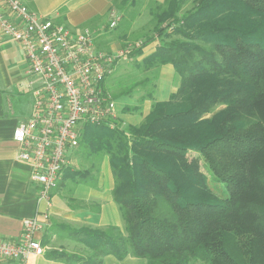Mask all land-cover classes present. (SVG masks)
<instances>
[{
    "label": "trees",
    "instance_id": "1",
    "mask_svg": "<svg viewBox=\"0 0 264 264\" xmlns=\"http://www.w3.org/2000/svg\"><path fill=\"white\" fill-rule=\"evenodd\" d=\"M185 1L155 3L159 44L137 65L171 64L177 90L138 125L85 123L78 137L84 160L108 156L123 227L63 226L86 250H51L48 259L101 264L112 254L146 264H264V0H198L181 12ZM135 16L123 13L127 28ZM92 169L64 171L94 186Z\"/></svg>",
    "mask_w": 264,
    "mask_h": 264
},
{
    "label": "built area",
    "instance_id": "2",
    "mask_svg": "<svg viewBox=\"0 0 264 264\" xmlns=\"http://www.w3.org/2000/svg\"><path fill=\"white\" fill-rule=\"evenodd\" d=\"M109 16L111 30L120 14L112 9ZM94 38L88 28L72 30L20 0H0V41L21 46L34 82L30 115L13 129L12 137L19 147L17 159L28 165L29 181L36 187L35 212L23 219L18 239L0 237V264H29L30 255L45 253L38 235L51 224L52 191L71 167L68 150L77 147L85 123L115 127V98L104 82L117 61L142 44L107 53L96 49Z\"/></svg>",
    "mask_w": 264,
    "mask_h": 264
},
{
    "label": "crops",
    "instance_id": "3",
    "mask_svg": "<svg viewBox=\"0 0 264 264\" xmlns=\"http://www.w3.org/2000/svg\"><path fill=\"white\" fill-rule=\"evenodd\" d=\"M20 1L29 10L55 23L64 24L72 30L88 28L94 34L96 49L110 53L120 48L124 38L122 34H113L107 29L110 11L114 9L123 16L124 11L130 10L134 0ZM156 1L162 3L164 0ZM117 6L124 8V11ZM135 14L127 30H134L138 15ZM122 19L123 17L121 21ZM104 21H107L106 24H102ZM158 44L159 41L149 43L142 49L140 55L130 57L128 60L132 66L139 69L137 66L139 62H143ZM126 60L125 58L117 61L114 76L123 75V61ZM153 68L156 67L148 70ZM157 69H159V82L153 86L155 90L137 97L141 99L140 103L132 106L127 104L126 100H132L130 92L121 94L125 98L123 103H118L115 98L120 117H117V120L124 121L125 126L140 124L155 102L167 100L179 86L180 78L171 64L157 66ZM114 76L110 82L114 81ZM32 83H34L33 78L28 73V63L21 46L10 40L0 41V237L7 240L18 239L23 219L32 216L36 208V187L29 181L28 165L17 159L19 147L12 137L13 129L30 115L33 104ZM76 177V175H67L63 171L58 186L52 191L51 224L38 235L46 251L42 256L30 255L29 264H66L48 259L46 253L51 250L77 253L86 250L80 241L64 231L63 226L73 229H98L106 225L123 227L119 208L112 196V175L95 177L94 186L78 182ZM101 264H146V260L131 255L117 259L114 255L107 254L102 257Z\"/></svg>",
    "mask_w": 264,
    "mask_h": 264
},
{
    "label": "rangeland",
    "instance_id": "4",
    "mask_svg": "<svg viewBox=\"0 0 264 264\" xmlns=\"http://www.w3.org/2000/svg\"><path fill=\"white\" fill-rule=\"evenodd\" d=\"M197 1L198 0H186L184 2V4L182 5L181 12H185V11L193 8L195 6V4L197 3ZM155 3H158V2L156 0H149V1H147V0H134L133 1V4L131 5V8L129 11L137 13L138 15L135 19L136 23H135L134 30H132V31L127 30L128 21L126 19H123L121 21L122 15L120 16V20L118 21L117 26L114 29L110 30L111 33L119 34V35L122 34V36L124 37L122 42H121V46L119 49H121L127 45H130L131 47H133L134 44L138 43V42H141L142 46L141 45L140 46L143 49L149 43H152L154 41L156 43L159 41L158 37H156V33H155V29H154L156 22H157V21H155V19L153 17V12L156 8ZM117 8L124 11V8H122L121 6H117ZM106 22L107 21H104L102 24H106ZM150 37H155V38L152 41L147 42V40ZM176 37H178V36L174 35L172 38H176ZM130 57L131 56L128 55L126 57L127 60L123 61L124 62L123 75L118 76V77L114 76L116 73V70H115L114 74L106 81V83H104V85L106 88H108L110 93H113V95L115 96L118 103L119 102L123 103L125 100V98H123V96L121 95L122 93H120V92L123 90L126 91L127 89L131 88L129 95H130L132 100H126V101H127V104L132 106V105L140 103L141 99L137 98L139 95H141L142 93L152 92L153 90H155V89H153V86L155 84H157V82H159L160 78H159V69H157V67L153 68L152 70L146 69L147 71L137 69V68L133 67L132 63L128 60ZM125 62H126V66H125ZM118 70L119 69H117V71ZM113 76L115 77L114 81L110 82V79ZM169 98H170V95H169ZM180 100L181 99L178 97L177 101H180ZM116 106H117V104L115 101V114H116V117H119V110L117 109ZM221 107H223V105L215 106L212 109V111L209 114H207L206 116H210L214 111H216L217 109H219ZM118 120L121 122V125H123L122 127H124L125 126L124 121H122L121 119H118ZM68 155L72 160L71 164H70L72 169H82V168H86V167H89L90 165H92L93 169L91 170V174H90L91 177H94V176L97 177V176H101V175L104 176L105 174H108V175L111 174L112 175L111 167L109 165L107 155L95 157L92 160L93 164L91 163L90 160L89 161L84 160L81 157V155L79 154V152H77L76 148L69 149ZM192 157H197V154L189 152L188 158L191 159ZM200 168H201L202 172L206 173V169H205L206 166L204 167L202 161H200ZM216 184L221 190H223V188H224L223 183H216ZM191 264H202V263L193 262Z\"/></svg>",
    "mask_w": 264,
    "mask_h": 264
}]
</instances>
